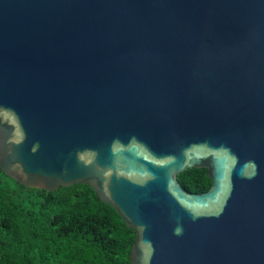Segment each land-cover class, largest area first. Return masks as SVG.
I'll use <instances>...</instances> for the list:
<instances>
[{
    "label": "water",
    "instance_id": "water-1",
    "mask_svg": "<svg viewBox=\"0 0 264 264\" xmlns=\"http://www.w3.org/2000/svg\"><path fill=\"white\" fill-rule=\"evenodd\" d=\"M0 170L90 186L130 264H264V0H0Z\"/></svg>",
    "mask_w": 264,
    "mask_h": 264
},
{
    "label": "trees",
    "instance_id": "trees-1",
    "mask_svg": "<svg viewBox=\"0 0 264 264\" xmlns=\"http://www.w3.org/2000/svg\"><path fill=\"white\" fill-rule=\"evenodd\" d=\"M188 193L212 186L205 169L177 177ZM136 232L90 186L25 188L0 170V264H130Z\"/></svg>",
    "mask_w": 264,
    "mask_h": 264
},
{
    "label": "clouds",
    "instance_id": "clouds-1",
    "mask_svg": "<svg viewBox=\"0 0 264 264\" xmlns=\"http://www.w3.org/2000/svg\"><path fill=\"white\" fill-rule=\"evenodd\" d=\"M181 231H182V229L180 227H177L175 229V234L179 235V234H181Z\"/></svg>",
    "mask_w": 264,
    "mask_h": 264
}]
</instances>
